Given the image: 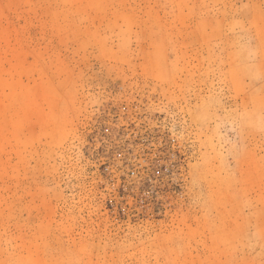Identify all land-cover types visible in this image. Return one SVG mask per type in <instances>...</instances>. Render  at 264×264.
Segmentation results:
<instances>
[{
	"label": "rangeland",
	"instance_id": "obj_1",
	"mask_svg": "<svg viewBox=\"0 0 264 264\" xmlns=\"http://www.w3.org/2000/svg\"><path fill=\"white\" fill-rule=\"evenodd\" d=\"M0 264H264V0H0Z\"/></svg>",
	"mask_w": 264,
	"mask_h": 264
}]
</instances>
